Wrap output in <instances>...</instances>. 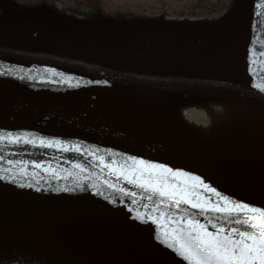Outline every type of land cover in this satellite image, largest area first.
Returning <instances> with one entry per match:
<instances>
[{"label": "water", "instance_id": "1", "mask_svg": "<svg viewBox=\"0 0 264 264\" xmlns=\"http://www.w3.org/2000/svg\"><path fill=\"white\" fill-rule=\"evenodd\" d=\"M244 13L245 31L231 44L181 41L135 54L128 52L134 42L122 37L76 41L56 31L26 35L0 24V83L96 102L112 96L228 92L264 99V90L258 87L264 84V0H248ZM31 117L0 104V193L38 208L67 206L124 263H134L132 255L144 250L149 264H190L180 255L190 227L181 221L196 220L215 231L212 225L227 226L237 216L183 201L176 208L174 200L138 186L137 179L167 177L172 181L168 191H184L200 204L227 207L243 201L264 209V182L242 187L166 146L119 141L52 114ZM9 136L19 137V142ZM40 139L46 143L32 142ZM149 162L181 169L185 175L148 170ZM196 176L219 196L200 186ZM222 196L228 197L229 205Z\"/></svg>", "mask_w": 264, "mask_h": 264}, {"label": "bare ground", "instance_id": "2", "mask_svg": "<svg viewBox=\"0 0 264 264\" xmlns=\"http://www.w3.org/2000/svg\"><path fill=\"white\" fill-rule=\"evenodd\" d=\"M201 1L197 16L192 15L191 21H185L193 29L184 25L183 29L172 30L167 22H161L156 12H151L148 17L141 14L132 19L144 27H153L155 41H148L142 33L121 32L117 37L133 41L128 52L135 54L154 47L173 46L178 41L173 42L172 38L178 39L181 35H204V42L214 45L219 42L231 44L237 35L244 33V11L248 0H235L237 6L234 0ZM66 2L38 0L33 7L42 19H55L51 25L59 27L63 23L67 26L66 32L56 30L76 41L100 40L117 34L105 29L107 19L116 17L105 3L86 9L85 14L77 18L71 10L74 8ZM208 7L217 9L214 18L228 14L227 20L212 23V15L205 13ZM236 8L240 13L234 16ZM103 9L108 10L109 17H104ZM11 10L15 9L9 8L11 14H19ZM27 17L33 20L31 16ZM5 22L0 21L1 25H7ZM102 31L106 35H100ZM0 104L21 109L30 118L31 115L52 114L111 134L118 140L137 139L158 147L166 146L242 187L264 182V99L259 97L228 92L164 97L112 96L104 102H96L65 92L0 83ZM73 211L60 205L38 208L0 193V264H127L93 236L90 228L84 226ZM43 234L47 244L38 242ZM48 241L52 245H48ZM147 255L144 250L133 254L134 263L128 264H149Z\"/></svg>", "mask_w": 264, "mask_h": 264}, {"label": "snow or ice", "instance_id": "3", "mask_svg": "<svg viewBox=\"0 0 264 264\" xmlns=\"http://www.w3.org/2000/svg\"><path fill=\"white\" fill-rule=\"evenodd\" d=\"M258 87L264 90V84ZM8 139L19 142V137L9 136ZM32 142L41 145L46 143L44 139ZM52 144V140L47 141L48 146H52ZM56 146L59 147V141L56 142ZM2 159L3 157L0 156V160ZM132 159L136 160L135 157ZM8 163L12 162L8 161ZM32 163L36 164L37 162L32 161ZM137 163L145 164L142 160H137ZM145 167L148 170L162 169L167 173H171L172 177L185 175L181 169L174 170L167 165L149 162ZM132 171L140 175L137 169H132ZM7 178L12 179V177ZM124 178L129 182H133L132 176L126 175ZM194 180L199 181L200 186L208 188L219 196L216 189L204 184L199 176L194 177ZM135 182L138 186L152 189L154 193H158L161 197L174 200L176 208H179L181 201H183L195 208L237 214L236 219L231 220L227 226L224 224L212 225L216 228L215 231L209 230L208 227L196 220L186 219L181 221V223L190 227L188 228V240L180 244V255L190 261V264H264V209L243 201L232 202L227 207H221L220 204H200L194 202L191 196L184 191H168L167 187L171 185L172 181L167 177H157L156 179L150 177L143 182L137 179ZM220 199L224 201L225 205H229L228 197L222 196ZM161 203H163V200H161ZM211 223L209 221V224Z\"/></svg>", "mask_w": 264, "mask_h": 264}, {"label": "rangeland", "instance_id": "4", "mask_svg": "<svg viewBox=\"0 0 264 264\" xmlns=\"http://www.w3.org/2000/svg\"><path fill=\"white\" fill-rule=\"evenodd\" d=\"M20 1L22 2V0H20ZM25 1H27V2L31 1L30 3H33V2H36L38 0H25ZM66 1H69L67 3L72 5V6L76 5L73 0H66ZM89 1L90 0H84V2H82L80 4L78 3V6L77 5L76 6H77V8H80V9H84V8L89 9L90 7L92 8L98 3H105L108 7H110V9L112 11H114L116 13L115 18L109 17L110 14H109L108 10L103 9L104 17H109V19H107V21L105 22V26L108 29H110L111 32L117 33L115 35H119V36H120L121 32H122L121 34L142 33L143 37H146V39L149 41H155L154 39L156 38V35H155L154 28L153 27L147 28V27H144V25L137 23L134 19H132L134 16L135 17L136 16H142L141 14H143V16L148 17V15L153 11L157 12V10H163V12H167V15L163 14L160 16V13H157V15L160 18L161 22H167L168 25H170L173 28V29L171 28L172 30L178 29L179 27H181L183 29L185 26L193 29L192 25L186 23L185 21L187 19H190L192 17V15L197 16L198 12H196V11H198V5L203 3L201 0H91L90 2ZM87 2H89V3H87ZM235 6H237L236 1H235ZM0 11L5 12L6 8H4ZM216 11H217V9H215L213 7H208L205 10V13L207 15H210V14L212 15L211 16L212 17V23H214V24H217V22L220 23L219 21H221V19L227 20L228 14H221L219 17L214 18L217 15V14L215 15ZM222 11L224 12V10H222ZM236 11H234V12H236L234 14V16L237 15L238 13H240V10H238L237 8H236ZM154 14H156V13H154ZM172 14L175 17H171ZM129 15H131V17ZM213 19H216V22H213ZM8 21L13 22V24L14 23L17 24L21 28V30L24 33H28V35L31 34L30 32L35 31V30H33V31L31 30V28H33V27H31L29 25L30 20L26 17H25V19H23V18H19V17L14 16L13 18H11ZM34 21L35 22L37 21L38 23L43 22L44 24H47L50 27L63 29L64 31L68 30L67 26L65 27V25L63 23H61L62 25H59V27H55V26L51 25V23L54 22L55 19L49 20V17H46L45 19L38 18V20L35 19ZM189 21H191V19ZM27 26H28V28H27ZM38 28L39 27H37V29ZM101 30H103V29L101 28ZM99 32H100V30H99ZM96 33H98V32H96ZM100 35H106V32L102 31ZM82 36H85V35H82ZM172 41L173 42L174 41H178V42H181V41L199 42V41H206V40L204 39V35H198L197 34V35H189V36L181 35V37H179L178 39L172 38ZM152 118H153V116H152ZM45 237L46 236L44 235V237H43L44 239L43 238L38 239V242H44L47 244V242L45 241ZM49 243L50 244H48V245H52L51 242H49ZM63 255H66V254H63Z\"/></svg>", "mask_w": 264, "mask_h": 264}, {"label": "flooded vegetation", "instance_id": "5", "mask_svg": "<svg viewBox=\"0 0 264 264\" xmlns=\"http://www.w3.org/2000/svg\"><path fill=\"white\" fill-rule=\"evenodd\" d=\"M74 1V3L78 6V3L80 4V3H82V2H84V0H73ZM91 1V0H90ZM89 1V2H90ZM67 2H69V1H67ZM66 2V4H68ZM89 2H87V3H89ZM27 3H30L29 1L27 2V1H25V0H22V2L19 0V2H18V5H19V7H22V8H26L27 7ZM86 3V4H87ZM69 5V4H68ZM70 6L69 5V7H73L74 9H71L75 14H76V16H78V17H82L83 15H84V10L83 9H80V8H77V6ZM91 8V7H90ZM84 9H86V8H84ZM154 12V11H153ZM158 12V11H157ZM156 12V13H157Z\"/></svg>", "mask_w": 264, "mask_h": 264}]
</instances>
